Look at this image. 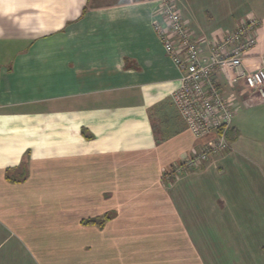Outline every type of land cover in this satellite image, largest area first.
<instances>
[{"label": "crops", "instance_id": "obj_1", "mask_svg": "<svg viewBox=\"0 0 264 264\" xmlns=\"http://www.w3.org/2000/svg\"><path fill=\"white\" fill-rule=\"evenodd\" d=\"M160 1L0 0V264H264V103L241 84L215 74L228 150L163 183L216 135L171 101ZM171 1L204 54L252 17L243 67L264 61V0Z\"/></svg>", "mask_w": 264, "mask_h": 264}, {"label": "built area", "instance_id": "obj_2", "mask_svg": "<svg viewBox=\"0 0 264 264\" xmlns=\"http://www.w3.org/2000/svg\"><path fill=\"white\" fill-rule=\"evenodd\" d=\"M158 13L161 21L155 22L154 30L179 72V85L171 92V101L192 135H216L213 143L182 160L174 169V176L199 168L229 148L226 134L237 105L232 97L224 94L215 74L220 73L232 89L241 84L245 100L264 103V61L254 70L243 67V59L257 43V21L252 17L223 39L210 43L204 54L203 42L191 35L171 0H161Z\"/></svg>", "mask_w": 264, "mask_h": 264}, {"label": "rangeland", "instance_id": "obj_3", "mask_svg": "<svg viewBox=\"0 0 264 264\" xmlns=\"http://www.w3.org/2000/svg\"><path fill=\"white\" fill-rule=\"evenodd\" d=\"M250 102H252V101H250ZM229 145V144H228ZM226 150H228V149H226ZM225 150V151H226ZM224 151V152H225ZM224 152H222V153H224ZM221 156V155H220ZM213 159V158H212ZM211 159V160H212ZM210 161V160H209ZM208 161V162H209ZM208 162H206V163H208ZM205 163V164H206ZM201 166H203V165H201ZM201 166L199 167V168H197V169H200L201 168ZM197 169H193V170H197ZM174 171V170H173ZM188 171H190V170H188ZM174 172H171L170 174H167V175H164L163 176V183H167V181H173V178H175V177H178L180 174H176V175H174V176H172V174H173ZM117 193V192H116ZM121 195L119 194V193H117V195H113V196H110V199H109V201L111 202V204L112 205H116V204H126V203H148V202H153L154 201V198H156L155 196H152V195H149L148 193H145V194H139V195H129L128 197L127 196H123L122 197V199H121V197H120ZM49 198V197H48ZM51 199V198H50ZM53 203L55 204L56 203V201H55V199H54V197H53ZM113 214H114V212H112L110 215H112V217H113ZM36 214L35 213H33V216H35ZM50 215V214H49ZM108 217L109 216H104V217H100V218H96V219H92V220H89L88 222L89 223H91V222H96V223H100L99 221H102L103 219H108ZM52 218H55V216L54 217H52ZM87 222V221H86Z\"/></svg>", "mask_w": 264, "mask_h": 264}, {"label": "trees", "instance_id": "obj_4", "mask_svg": "<svg viewBox=\"0 0 264 264\" xmlns=\"http://www.w3.org/2000/svg\"><path fill=\"white\" fill-rule=\"evenodd\" d=\"M234 140V138H231L230 141ZM25 176V168H23V173L21 174V177Z\"/></svg>", "mask_w": 264, "mask_h": 264}]
</instances>
